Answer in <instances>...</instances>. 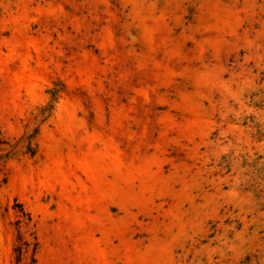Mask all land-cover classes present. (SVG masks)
Masks as SVG:
<instances>
[{
    "label": "rangeland",
    "instance_id": "rangeland-1",
    "mask_svg": "<svg viewBox=\"0 0 264 264\" xmlns=\"http://www.w3.org/2000/svg\"><path fill=\"white\" fill-rule=\"evenodd\" d=\"M34 259L264 264V0H0V264Z\"/></svg>",
    "mask_w": 264,
    "mask_h": 264
},
{
    "label": "trees",
    "instance_id": "trees-1",
    "mask_svg": "<svg viewBox=\"0 0 264 264\" xmlns=\"http://www.w3.org/2000/svg\"><path fill=\"white\" fill-rule=\"evenodd\" d=\"M28 142H29V144H28V151H29L30 153H32V152H33V151H32V147H31L32 138H29V139H28ZM27 246H28V245H27ZM36 251H37V248L34 249V252H33L34 255L36 254ZM23 252H24V250H23L22 247H18V248L16 249V253L18 254V261H19V262L22 260ZM33 264H36V260H35V259L33 260Z\"/></svg>",
    "mask_w": 264,
    "mask_h": 264
}]
</instances>
